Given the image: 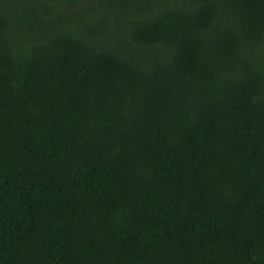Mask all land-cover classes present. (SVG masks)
Segmentation results:
<instances>
[{
  "label": "trees",
  "instance_id": "obj_1",
  "mask_svg": "<svg viewBox=\"0 0 264 264\" xmlns=\"http://www.w3.org/2000/svg\"><path fill=\"white\" fill-rule=\"evenodd\" d=\"M0 264H264V0H0Z\"/></svg>",
  "mask_w": 264,
  "mask_h": 264
}]
</instances>
